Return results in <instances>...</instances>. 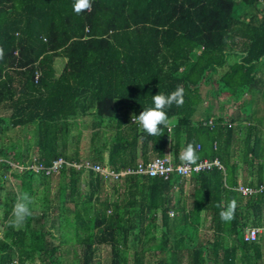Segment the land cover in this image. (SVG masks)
<instances>
[{
	"label": "trees",
	"instance_id": "obj_1",
	"mask_svg": "<svg viewBox=\"0 0 264 264\" xmlns=\"http://www.w3.org/2000/svg\"><path fill=\"white\" fill-rule=\"evenodd\" d=\"M74 3L0 0V109L8 112L0 114V186L8 175L19 183L3 202L0 264H100L102 247L105 264H263L264 233L254 241L244 234L264 226V189L243 196L235 188L264 184L261 0H93L80 14ZM177 86L185 103L166 109L173 126L164 135L132 122ZM219 96L248 101L213 116ZM88 116L93 163L120 170L166 155L182 163L181 149L194 143L198 161L217 157L224 170L110 181L65 165L50 175L11 166L79 162ZM54 175L50 199L39 186L47 190ZM23 192L35 204L16 229L8 221ZM233 200L234 218L223 222Z\"/></svg>",
	"mask_w": 264,
	"mask_h": 264
},
{
	"label": "built area",
	"instance_id": "obj_2",
	"mask_svg": "<svg viewBox=\"0 0 264 264\" xmlns=\"http://www.w3.org/2000/svg\"><path fill=\"white\" fill-rule=\"evenodd\" d=\"M261 5L264 8V0H261ZM209 123H212V120H209ZM10 164L18 170L32 169L35 172H44L46 175L58 172L59 169L65 165L67 167H73L77 170H92L110 181L117 180L120 177L130 174L147 175L168 179L173 174L181 177H189L193 173L210 170L213 167L224 170L222 162L217 157L213 159L205 158L198 161L194 165L186 166L183 163H174L169 155L154 157L146 163L140 161L135 167L128 166L126 168H121L120 170H113L107 166L93 163L88 159H82L78 162L58 158L53 160L51 165L45 166L41 162H37L36 158H33L29 164H22L18 162H11ZM235 188L241 195L248 196L261 192L264 189V184L254 187L239 181ZM170 214L173 215V212L171 211ZM263 233L264 226L249 227L246 229L244 239L246 241H254Z\"/></svg>",
	"mask_w": 264,
	"mask_h": 264
},
{
	"label": "clouds",
	"instance_id": "obj_3",
	"mask_svg": "<svg viewBox=\"0 0 264 264\" xmlns=\"http://www.w3.org/2000/svg\"><path fill=\"white\" fill-rule=\"evenodd\" d=\"M92 3L93 0H75L73 11L76 14H80L83 11H90ZM3 59L4 50L0 48V60ZM184 97L185 89L182 86H177V89L168 95L159 93L152 97L154 106L144 109L139 116L133 114L131 117L132 122L138 125L149 136H162L164 135V128L170 129L173 126L166 109L171 108L173 105L182 107L185 103ZM198 148L199 145L188 143L181 149L180 159L184 165L191 166L197 163L199 160ZM34 204L35 200L29 193L23 192L19 194L12 208L8 221L9 225L16 229L22 228L27 219L32 215ZM236 206V201L233 200L225 210L220 212L219 215L223 222H230L234 218ZM217 207H221V205H217Z\"/></svg>",
	"mask_w": 264,
	"mask_h": 264
},
{
	"label": "rangeland",
	"instance_id": "obj_4",
	"mask_svg": "<svg viewBox=\"0 0 264 264\" xmlns=\"http://www.w3.org/2000/svg\"><path fill=\"white\" fill-rule=\"evenodd\" d=\"M62 60L57 59L56 62V70L57 72H59L62 68ZM222 71H220V73L218 74V76L221 74ZM206 87H204L203 89H205ZM244 101V102H243ZM248 101L247 96H245L243 98V100H241L240 102H233V101H225V99L222 96L216 97L213 100V108H212V113L213 116H217V115H225V114H230L234 109L239 108L238 106H242L243 104H246V102ZM261 104V103H260ZM206 101L202 102L196 111V115L195 117L197 118V116L203 117L204 115V111L206 109ZM0 114L1 115H5L8 114L7 110L5 109H0ZM90 117H86L83 120H80V139H79V149H80V154L79 156L83 159H86L87 156L89 155V147H90V136H91V131H92V127H91V122H90ZM264 132V131H263ZM21 133V132H20ZM18 133L17 131H11V135H15L13 136V138L18 137H22L21 134ZM109 134V133H108ZM108 134H106L105 136L107 137ZM20 135V136H19ZM31 135L28 136V138H30ZM31 139V138H30ZM57 175H54L51 177V185L47 188V190H45V188L43 186H39V191L41 192H48V197L51 199L55 190H56V186H57ZM19 183L17 180H15L11 175H8L6 181L0 186V235H1V230H2V219H3V202H4V198L6 196V193L10 192L11 190H16L18 189ZM189 192V185L186 184L185 185V193ZM263 257H262V262L264 264V244H263ZM107 250L105 249V247L101 248V253H100V264H105V256H106Z\"/></svg>",
	"mask_w": 264,
	"mask_h": 264
},
{
	"label": "crops",
	"instance_id": "obj_5",
	"mask_svg": "<svg viewBox=\"0 0 264 264\" xmlns=\"http://www.w3.org/2000/svg\"><path fill=\"white\" fill-rule=\"evenodd\" d=\"M62 62H63L62 64H64V60H62ZM62 66H63V65H62ZM56 72H57V70H56ZM57 73H58V72H57ZM204 112H205V111H204ZM228 114H229V113H228ZM222 116H224V117H225V116H226V114H225V115H222ZM197 118H202V117H200V116H197Z\"/></svg>",
	"mask_w": 264,
	"mask_h": 264
}]
</instances>
